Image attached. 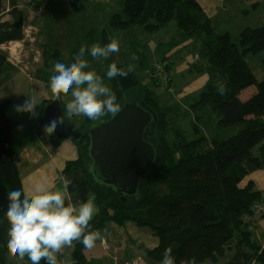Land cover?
<instances>
[{
    "label": "trees",
    "instance_id": "trees-1",
    "mask_svg": "<svg viewBox=\"0 0 264 264\" xmlns=\"http://www.w3.org/2000/svg\"><path fill=\"white\" fill-rule=\"evenodd\" d=\"M2 5L3 1L0 0V9H3ZM2 11L0 45L24 41L27 10L19 7L18 0H9ZM5 16L9 19H3ZM171 22L182 32L184 41L192 39L198 32H204L208 39L204 70L211 81L200 98L190 105L194 114L193 127L215 114H220L219 119L207 125V128L211 127L208 135L188 141L179 130L183 118L179 106L161 108L156 94L140 87L134 71L126 78L117 76L111 80L107 79V72L96 71L116 94L120 108L127 97L132 96L134 101L151 111L154 122L152 131L147 132V139L158 143L162 156H158L152 173L142 181L138 197L122 201L115 189L103 186L91 177L87 163V158L91 160L88 156L90 140L86 135L82 141H78L83 148L82 155L66 161L62 170L63 180L72 182L69 186L70 202L78 205L86 202L90 196L95 197L100 211L90 222L93 230H103L107 222L113 221L119 225L133 222L152 231L159 239L158 247L149 252L154 263L161 264L165 249L171 247L176 264L193 256L198 264L206 260L217 263L231 251L233 253L225 264H253V261L264 264V247L253 238L255 230L251 225L254 205L259 203L264 206V193L256 188L253 181L242 185L251 174L264 171V83H259V91L248 100L239 98L242 88L257 82L245 56L264 52V26L244 29L240 45H237L230 33H215L211 17L198 0H123L122 12L114 13L109 24L116 29L136 26L151 32L161 30ZM97 41L95 34L90 32L85 46L90 47ZM103 42L105 45L110 43L106 31ZM141 61L144 64L145 59L142 57ZM7 64L8 56L0 49V72ZM128 66L117 65L122 69ZM167 66L165 69L170 74ZM196 69L201 68L197 66ZM153 72L154 68L151 79L156 85ZM242 78L248 80L247 83L237 85ZM219 83L225 85L224 94L218 89ZM139 87L143 95L133 92ZM56 97L43 101L38 112V118L42 119L39 121L45 122V106ZM14 106L12 100L0 102V135L4 141L1 170L9 190L21 188L23 182L15 162L14 129L17 124L10 122L6 116ZM172 110L175 119L170 128H175L177 141L169 143L162 135L168 126L166 116ZM65 116L69 119L66 112ZM110 116L112 114L109 113L102 120ZM99 120L92 121L84 116V124L79 130L87 132ZM230 127H238L240 133L248 132V135L221 138L219 131ZM41 129L37 124L39 135ZM5 216L6 210L0 212L1 228L5 225ZM260 218H264V211ZM7 229L4 226L0 234V240L6 247ZM74 245V264H88L84 245L78 241Z\"/></svg>",
    "mask_w": 264,
    "mask_h": 264
},
{
    "label": "rangeland",
    "instance_id": "rangeland-1",
    "mask_svg": "<svg viewBox=\"0 0 264 264\" xmlns=\"http://www.w3.org/2000/svg\"><path fill=\"white\" fill-rule=\"evenodd\" d=\"M2 1V7L6 9L9 0ZM18 1L27 10L26 23L32 29L37 30L32 31L27 27L24 41H13L0 45V49L8 56V64L0 72V102L12 100L17 105L22 104L25 99L30 97L35 100L36 111L39 112L43 101L52 99L56 95L52 93L50 88L53 65L57 61L67 62L72 59L79 49L86 45V37L90 32L97 37V43L102 46L105 45L103 37L106 31L110 42L113 38L119 41V51L112 53L108 59L92 58L86 54L85 58L90 64V68L86 70L106 73L112 63L131 65L140 81V87L143 90L150 89L153 91L161 108L179 106L183 118L179 123L180 129H178L188 141L208 135L211 127L207 128V125L213 124L219 119L220 114H215L203 119L202 122L195 120V122H200L199 125L197 123L193 127L192 124L194 114L190 110V105L200 98L205 86L211 81L210 76L204 70L207 65L204 55L208 44L204 32H198L192 39L184 41L182 32L174 22L162 30L152 32L136 26L125 30L113 28L109 24L110 19L114 13L122 12L123 0ZM198 2L211 17L215 33L217 35L230 33L237 45H240V36L244 29L264 26V0H198ZM3 9H0V16L4 13ZM3 19H9V17L5 16ZM142 57L145 59L144 64H141ZM166 59L172 68L171 74L174 85L170 90H162L158 80L154 78L155 85L151 79L154 66L163 65ZM245 61L257 82L250 83L240 90L239 98L243 101L248 100L259 91V83H264V52L250 53L245 56ZM197 66L201 69H196ZM247 81L242 78L237 85L246 84ZM140 87L133 92L143 95V90ZM133 92L127 94H133ZM57 97H60L62 104L66 106L72 98L71 91L68 94L61 93ZM134 100L132 96L130 98L128 96L125 102ZM15 113L9 112V115L13 116ZM168 114L165 120L168 121L167 130L162 136H164L165 141L173 143L177 141L175 128L170 127L172 126L171 122L175 119V112L172 110ZM30 118L29 114L23 115L24 122ZM83 118V115L69 116V120L78 129L82 128ZM39 120L42 119L38 118L37 121ZM100 122H102V118L98 121V123ZM37 123H33L35 126H24V128L29 127L26 131H33L36 129ZM38 124L44 128L46 123L39 121ZM40 131L41 138L46 139L43 141L45 148L38 150L30 161L27 171H24L25 178H29L26 184L27 189H25L29 193L39 187L35 184V177L32 178V173L36 171L37 167L43 169L46 179L53 186L52 189L62 188L63 181L60 168L63 162L66 158H77L83 152L78 141L60 139L55 133L47 135L42 129ZM246 135L248 132L242 134L238 127L219 131L221 138L245 137ZM150 142L156 145L160 152L158 153L160 158L162 150L158 143L156 141ZM87 163L91 164L89 158H87ZM255 219L252 220L251 225L257 234L254 225ZM4 222V226L9 229L10 225L6 216ZM248 222L250 221L248 220ZM2 223L0 224V234L4 231V226L1 228ZM8 229L5 236L7 241L9 239ZM108 230L107 228L106 231ZM0 251L3 252L1 255L6 254L7 257L10 255L13 257L12 264H30L28 259L21 258L19 254L12 255L2 242H0ZM69 257L72 259L69 264H74L72 256ZM127 262L134 264L132 261H126L124 264Z\"/></svg>",
    "mask_w": 264,
    "mask_h": 264
},
{
    "label": "clouds",
    "instance_id": "clouds-1",
    "mask_svg": "<svg viewBox=\"0 0 264 264\" xmlns=\"http://www.w3.org/2000/svg\"><path fill=\"white\" fill-rule=\"evenodd\" d=\"M120 49L119 41L115 38L106 45L100 43L82 46L78 53L67 62L57 61L51 68L50 88L52 93L68 94L71 100L63 109L62 115H56L43 131L52 135L65 123V112L68 116L83 115L89 120L96 121L109 113L115 116L120 105L116 94L106 86L104 78L90 68L86 54L92 58L108 59L112 53ZM135 59V57H133ZM133 71L131 65L118 68L112 63L106 73L107 79L117 76L127 77ZM221 94L225 92V85L218 84ZM19 114H29L31 118H38L36 103L28 97L22 104L14 106ZM91 170V169H90ZM70 180H64L62 188L49 189L39 186L28 192L22 187L8 192V207L6 218L8 229L7 248L12 255L19 254L21 258L27 255L30 264H69V261H59L58 256L65 255V249L74 248V242H81L86 249L95 247L96 241L101 243L104 236L100 230H93L90 222L99 213L94 203L95 197L77 204L66 201L69 199ZM70 255V254H69ZM161 264H176L171 247L165 249ZM181 264H198L195 256L181 261ZM255 264V261H253Z\"/></svg>",
    "mask_w": 264,
    "mask_h": 264
},
{
    "label": "water",
    "instance_id": "water-1",
    "mask_svg": "<svg viewBox=\"0 0 264 264\" xmlns=\"http://www.w3.org/2000/svg\"><path fill=\"white\" fill-rule=\"evenodd\" d=\"M63 109L59 97L50 101L45 106L46 124L56 115H62ZM153 122V114L140 102L126 101L115 116L93 125L87 132L77 129L65 116V123L55 135L73 141H82L87 135L91 177L115 189L122 201H127L138 197L140 185L152 173L160 153L147 139ZM3 152L4 141L0 135V212L7 210L10 191L2 176Z\"/></svg>",
    "mask_w": 264,
    "mask_h": 264
},
{
    "label": "crops",
    "instance_id": "crops-1",
    "mask_svg": "<svg viewBox=\"0 0 264 264\" xmlns=\"http://www.w3.org/2000/svg\"><path fill=\"white\" fill-rule=\"evenodd\" d=\"M18 4L20 8H24L23 4H21L19 1ZM25 27L30 28V30L32 31L37 30V29H32V27H30V25H28L26 21H25ZM169 64L170 62L168 61V59H166V61H164V65L165 66L168 65L167 67L169 68L171 74L172 68H171V64L170 65ZM171 79L173 80L172 74H171ZM9 112H15L14 107L7 111L6 116L10 122L17 124L14 129L15 131L14 149L16 151L15 162L20 170V176L23 181V188L27 189L26 184L29 178H25L24 171L25 170L27 171L30 161L38 152V150L45 148V146L43 145V141L45 140L44 138H41V135L40 136L38 135L36 129H34L33 131L30 130L26 131V129H28L29 127L24 128V126H35L33 125V123L37 122L38 120L37 118H30L27 119V122H24L23 121L24 114L15 113L13 116H10ZM83 122H84V118H83ZM73 159L76 158H66L65 161L63 162L60 168L62 181H64L62 176V170L65 165V162ZM32 174H33L32 178L35 177V184L37 186L43 185L52 189L53 186L46 179V175L41 167H37L36 171H34ZM248 181H253L256 185V188L264 193L263 170L251 174L243 183L246 184ZM69 201H70V197L66 201V204ZM94 203L99 208L96 201H94ZM263 205H264V201H263ZM96 216H94V218ZM253 218L255 219L254 216ZM247 220L251 221V219H247ZM254 225L256 226L255 228L257 230V234L255 233L253 235V238L255 240H258L260 244L264 247V218H260V217L256 218ZM107 228L109 229L108 231H106ZM100 231L104 236L103 243L97 240L94 248L90 250L89 249L85 250V256L87 258L88 264H124V262L126 261H132L134 264H159V263H154V261L149 257V252L157 248L159 245V239L156 236H154L152 231H150L149 229L138 227L133 222H126L124 225H119L113 221H109L106 223L105 228ZM1 253L3 252L0 251V264H12L13 257L11 255L7 257L6 254L1 255ZM73 253H74V248L65 249V255L58 256V260L59 261L67 260L71 262L72 259H70L69 256L71 255L73 258L74 256ZM232 253L233 251L228 252L217 263H213L209 260H206L202 264H225ZM23 258H25L26 260L28 259L27 255H25ZM40 264H46V261L42 260ZM255 264H260V263L256 262Z\"/></svg>",
    "mask_w": 264,
    "mask_h": 264
},
{
    "label": "built area",
    "instance_id": "built-area-1",
    "mask_svg": "<svg viewBox=\"0 0 264 264\" xmlns=\"http://www.w3.org/2000/svg\"><path fill=\"white\" fill-rule=\"evenodd\" d=\"M153 76L158 80L159 87L162 90H170L173 88L171 76L167 73L165 65L157 64L154 66ZM262 211H264L262 204L257 203L254 205V216L256 218L260 217ZM125 264H129V262Z\"/></svg>",
    "mask_w": 264,
    "mask_h": 264
},
{
    "label": "bare ground",
    "instance_id": "bare-ground-1",
    "mask_svg": "<svg viewBox=\"0 0 264 264\" xmlns=\"http://www.w3.org/2000/svg\"><path fill=\"white\" fill-rule=\"evenodd\" d=\"M163 65H164V63H163Z\"/></svg>",
    "mask_w": 264,
    "mask_h": 264
},
{
    "label": "flooded vegetation",
    "instance_id": "flooded-vegetation-1",
    "mask_svg": "<svg viewBox=\"0 0 264 264\" xmlns=\"http://www.w3.org/2000/svg\"><path fill=\"white\" fill-rule=\"evenodd\" d=\"M151 130H152V129H151ZM151 130H150V131H151Z\"/></svg>",
    "mask_w": 264,
    "mask_h": 264
}]
</instances>
